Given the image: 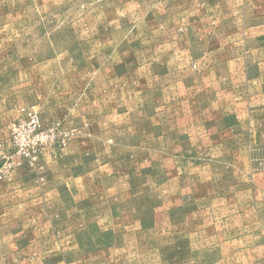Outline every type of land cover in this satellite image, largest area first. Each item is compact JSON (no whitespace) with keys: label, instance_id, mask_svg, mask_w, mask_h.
Here are the masks:
<instances>
[{"label":"crops","instance_id":"obj_1","mask_svg":"<svg viewBox=\"0 0 264 264\" xmlns=\"http://www.w3.org/2000/svg\"><path fill=\"white\" fill-rule=\"evenodd\" d=\"M99 5L98 25L72 28L76 41L63 38L71 33L67 27L33 28L28 55L14 53L12 61L0 62L3 149L11 150L8 123L25 108L38 109L44 123L57 120L77 131L64 148L48 149L33 165L21 161L0 181V229L59 228L61 249L51 255L59 264H68L64 243L82 240L70 228L97 225L106 216L112 223L132 224L149 186L162 190L168 183L164 173L151 178L150 162L180 161L176 148L182 145L194 155L197 132L191 120L197 109H166V97H192L195 106L198 80L217 81L220 92L212 96L222 104L217 112L264 115V0H102ZM13 33L21 34V28ZM17 44L26 45L19 38L12 48ZM192 63L203 67L200 75L182 80L178 67ZM153 66H172L171 83L165 69L153 73ZM181 83L189 85L184 89ZM246 99L251 103L241 105ZM223 130L226 141L229 129Z\"/></svg>","mask_w":264,"mask_h":264},{"label":"rangeland","instance_id":"obj_2","mask_svg":"<svg viewBox=\"0 0 264 264\" xmlns=\"http://www.w3.org/2000/svg\"><path fill=\"white\" fill-rule=\"evenodd\" d=\"M100 1L0 0L1 66L12 61L14 53L17 57L28 55L27 43L36 34L28 33L30 29L44 32L46 28L67 27L71 33L63 38L68 36L70 43L76 41L72 38V28L92 29L98 25ZM105 24L107 20L102 23ZM18 28L21 34L13 33L18 32ZM53 36L60 39L58 34L53 33ZM19 38L26 45L17 44L18 48H12V43H18ZM131 68L139 71L142 67ZM178 68L182 80L192 74L200 75L203 69L196 63ZM164 69L152 67L153 73L166 71V80L170 82L168 72L172 66ZM172 75L175 77V72ZM181 85L185 89L189 84ZM168 86L166 81V90ZM220 87L217 81L200 84L198 80L197 92L192 90L196 96L195 106L192 97L165 98L166 109H173V106H180L186 112L188 108L197 109L196 118L191 120L197 132V146L191 147L196 149L191 151L194 155L190 154V147L182 145L176 148L181 153L180 161L149 163L151 178L157 177L156 172L161 176L164 173L168 183L162 190L149 186L148 198L132 224L112 223L106 216L101 217L97 225L70 228L69 231H77L82 240L64 243L68 264H264V121L260 122L264 115L220 114L216 108L221 107V101L212 98L220 92ZM248 103L250 99L240 102L241 105ZM241 107L243 111L245 107ZM27 109L30 108L21 110L8 125L24 118ZM34 109L43 126L59 123L66 134L63 145L49 149L64 148L76 135L77 131L65 129L61 121L44 123L40 111ZM181 117L188 129V115ZM223 127L229 129L230 139L226 141L224 134L222 136ZM0 144L4 153L11 152ZM167 174L171 177H166ZM57 233H60L59 228L44 226L1 228L0 237L14 235L15 240L9 236L0 243V264H59V260L51 257L61 249Z\"/></svg>","mask_w":264,"mask_h":264},{"label":"built area","instance_id":"obj_3","mask_svg":"<svg viewBox=\"0 0 264 264\" xmlns=\"http://www.w3.org/2000/svg\"><path fill=\"white\" fill-rule=\"evenodd\" d=\"M8 131L12 149L6 154L0 144V180L21 161H27L30 165L37 163V159L50 147L63 145L66 138L59 123L43 126L34 108L25 110L24 118L8 125Z\"/></svg>","mask_w":264,"mask_h":264}]
</instances>
